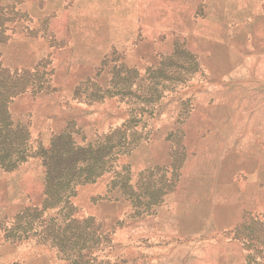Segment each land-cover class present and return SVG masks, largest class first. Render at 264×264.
<instances>
[{"label":"rangeland","instance_id":"1","mask_svg":"<svg viewBox=\"0 0 264 264\" xmlns=\"http://www.w3.org/2000/svg\"><path fill=\"white\" fill-rule=\"evenodd\" d=\"M170 1L167 7L175 5ZM155 2L1 1L8 19L0 57L4 53L19 65L6 67L0 81L20 78L35 88L46 86L38 92L27 89L8 104L14 123L27 128V154L32 153L15 169L25 167L38 185L44 168L34 152L39 146L49 148L56 134H70L86 147L121 128L129 143L122 154L113 148L110 157L116 158L108 159L102 178L115 183L128 178L129 207L123 209L118 193L88 196L82 188L92 182L79 183L68 198L77 220L69 221V208L61 206L40 213L41 206L30 205L37 210L21 218L16 215L23 209L11 214L2 208L0 244L50 246L57 236L66 246V251L52 246L59 250L60 264H264V179L253 177L262 164L248 163L246 148L236 162L222 161L226 140L215 139L209 123L201 125L213 101L203 94L215 91L207 57L182 37L153 26ZM94 41L100 56L92 65L89 54L81 59L79 54ZM24 63L32 65L20 66ZM41 92L48 97L40 99ZM55 116L62 117L63 126L44 130L46 119L58 124ZM164 187L169 210L175 213L179 205L191 210L193 231L185 241L153 239L154 222L137 220L131 209L156 202ZM8 196L7 189H0V200ZM33 199H39L35 189ZM87 217L92 220L84 221Z\"/></svg>","mask_w":264,"mask_h":264},{"label":"crops","instance_id":"2","mask_svg":"<svg viewBox=\"0 0 264 264\" xmlns=\"http://www.w3.org/2000/svg\"><path fill=\"white\" fill-rule=\"evenodd\" d=\"M170 2L156 0L154 7L157 10L153 11V26L182 37L192 49L205 54L209 62L208 78L211 85L214 84L215 91L211 95L207 92L203 94L207 100L212 98L213 101L210 109L206 108V113L202 115L201 125L207 127L209 123L210 129L215 131L213 137L226 140L223 145H227L228 152L224 154L223 162H236L239 153L245 154L248 149L247 162L262 164L253 177L264 179V0H173L178 6L167 7ZM88 54L90 63L95 64L100 56L95 41L91 47L80 51L79 58H85ZM0 60L4 67L19 65L15 61L11 63L4 53H1ZM26 65L28 64H20ZM80 66H84L82 62ZM39 97L44 99L48 95L41 92ZM36 99L38 101V97ZM28 111L25 114L29 115ZM201 111L204 109L201 108ZM47 113L49 117L53 116L51 112ZM29 116L33 121L36 119L31 113ZM55 119L59 120L55 126L50 124V119H46L44 130L58 131L63 126L61 116H55ZM259 146L262 148L256 150ZM258 155L261 156L256 158ZM169 159L171 161L174 158L170 156ZM161 162L162 160L159 161ZM24 169L25 167L10 172L0 171L1 179L10 180L7 183L0 182V189H7L9 192L7 199L0 200V211L2 208L11 209V214H14L30 205L41 206L44 171L39 173L38 185H33L32 173H26ZM102 175L82 189L88 196H110L118 193L119 199L125 202L123 209L127 210L129 196L125 187L128 185V178L122 188L123 183L115 185L112 179L107 182ZM230 177H237V174ZM34 189L39 193L38 200L33 199ZM168 207V190L164 187L156 202L143 207L132 205L131 209L135 210L137 220L154 222L153 239L169 243L179 237L185 241L193 231L191 210L179 205L174 213V210H169ZM168 219H172L173 223L170 224ZM156 221H159V224H156ZM50 246L44 242H26L22 245L11 242V246L0 244V263L60 264L57 255L59 250L52 248L51 244Z\"/></svg>","mask_w":264,"mask_h":264},{"label":"trees","instance_id":"3","mask_svg":"<svg viewBox=\"0 0 264 264\" xmlns=\"http://www.w3.org/2000/svg\"><path fill=\"white\" fill-rule=\"evenodd\" d=\"M1 1L0 42L5 39L3 25L4 21L8 19L3 14L4 8L1 6ZM5 72H8V70L0 60V73ZM42 85L40 84L35 88L34 85L20 78H15L9 82L0 81V169L14 170L20 162L26 160L27 155L32 156L30 152L27 154L26 145L29 139L27 128L20 123H14L8 110V104L11 98L25 92L27 89L36 92L42 91L43 88H46L45 84ZM123 127L128 128L126 123H123ZM121 130V128H117L113 130V133L109 132L103 137L101 136V141L95 146H92V144H88L86 147L80 146L72 140L70 134L61 132L54 136L49 148L38 147L34 155L41 158V164L44 168V197L40 213L49 208L61 206L63 209L69 208V211L65 214L69 221L77 220L71 217L73 206L69 203L68 198L75 194L74 187L76 184L93 182L107 170L108 159L111 160L112 158L113 160L116 158V156L110 157L114 147L117 148L118 154L124 152L125 146L129 142L127 141V135L124 134L125 131L122 130L121 133ZM114 137H116L115 140H113ZM111 141H115V144H111ZM126 182L127 179L124 180V183ZM121 183H123L122 180ZM124 183L121 184L122 188L125 186ZM32 208L35 211L37 210V207L28 206L16 217L25 216ZM83 220H92V217ZM52 239H55L51 240L52 246L57 247L60 251H66L63 238L56 236Z\"/></svg>","mask_w":264,"mask_h":264}]
</instances>
